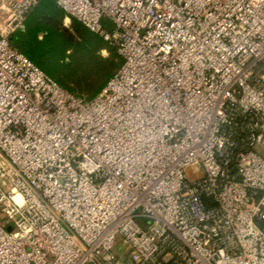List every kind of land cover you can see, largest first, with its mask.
I'll return each mask as SVG.
<instances>
[{"label": "built area", "instance_id": "obj_1", "mask_svg": "<svg viewBox=\"0 0 264 264\" xmlns=\"http://www.w3.org/2000/svg\"><path fill=\"white\" fill-rule=\"evenodd\" d=\"M35 2L0 0V264H264V0H56L122 58L89 101L9 44Z\"/></svg>", "mask_w": 264, "mask_h": 264}, {"label": "trees", "instance_id": "obj_2", "mask_svg": "<svg viewBox=\"0 0 264 264\" xmlns=\"http://www.w3.org/2000/svg\"><path fill=\"white\" fill-rule=\"evenodd\" d=\"M64 11L56 3V0H36L34 4L25 9L22 13L23 26L21 29L8 33L6 38L9 44L16 50L24 54L30 59L35 65L42 69L47 75L53 78L43 66V58L49 52L51 46L56 43H62L65 53L70 51L72 42L78 41L80 35L85 31H91L84 26L78 20L70 19V30L62 26ZM96 34L99 39L96 44L93 45V51L95 55L103 60H108L113 64V68L108 74L99 87L95 90L93 97L101 90L106 84L109 78L119 68L122 63L121 56L117 53L116 48L110 42L104 40L101 36ZM2 34L0 33V37ZM106 52L105 55L101 54V51ZM66 59V57H65ZM54 79V78H53ZM60 86L66 88L75 96L89 101L90 99H84L78 96L75 91L71 90L67 86H64L61 82L54 79Z\"/></svg>", "mask_w": 264, "mask_h": 264}, {"label": "rangeland", "instance_id": "obj_3", "mask_svg": "<svg viewBox=\"0 0 264 264\" xmlns=\"http://www.w3.org/2000/svg\"><path fill=\"white\" fill-rule=\"evenodd\" d=\"M2 11L0 27L4 25V21L9 15L5 9ZM62 26L68 30L71 29L70 23L64 25L62 22ZM99 39L102 41L93 32L85 31L80 35L78 41L68 43L70 51L67 53H65L62 43L54 42L43 58L44 68L54 79L78 93V96L84 99L92 98L95 90L113 68L110 61L98 58L92 49ZM101 54L105 55L106 52H101ZM116 250L121 255L120 258L128 263L126 255H122L124 248L120 241L117 242Z\"/></svg>", "mask_w": 264, "mask_h": 264}, {"label": "crops", "instance_id": "obj_4", "mask_svg": "<svg viewBox=\"0 0 264 264\" xmlns=\"http://www.w3.org/2000/svg\"><path fill=\"white\" fill-rule=\"evenodd\" d=\"M101 52H105L104 50H102Z\"/></svg>", "mask_w": 264, "mask_h": 264}]
</instances>
